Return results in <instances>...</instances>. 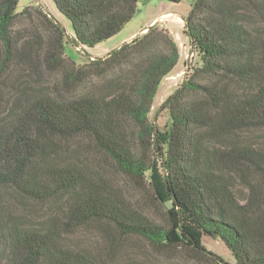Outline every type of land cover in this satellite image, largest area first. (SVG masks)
Listing matches in <instances>:
<instances>
[{
    "label": "trees",
    "instance_id": "trees-1",
    "mask_svg": "<svg viewBox=\"0 0 264 264\" xmlns=\"http://www.w3.org/2000/svg\"><path fill=\"white\" fill-rule=\"evenodd\" d=\"M19 1L0 0V264H114L65 240L82 228L167 253L183 245L169 239L175 218L222 240L236 264H264V143L238 137L264 129V0H194L184 20L199 64L161 105L165 137L151 113L181 57L168 29L154 23L82 64L66 53L114 37L147 0H53L73 33ZM19 63L45 66L51 87L22 82ZM158 157L175 216L148 176ZM14 197L47 214L31 222ZM181 229L194 261L230 264Z\"/></svg>",
    "mask_w": 264,
    "mask_h": 264
},
{
    "label": "rangeland",
    "instance_id": "rangeland-1",
    "mask_svg": "<svg viewBox=\"0 0 264 264\" xmlns=\"http://www.w3.org/2000/svg\"><path fill=\"white\" fill-rule=\"evenodd\" d=\"M193 2L194 0H181L179 3L165 0H147L139 2L138 11L133 19L114 37L94 47L80 48L76 47L73 43H68L66 45V53L73 57L78 64H82L89 61L91 58L103 57L107 55L109 51L130 41V39L139 34L143 28L149 27L151 21L155 17H160L165 13L162 19L157 20L155 23H158L162 28L168 29L171 35L174 36L180 46L181 57L172 73L163 80L155 98L153 111L151 113L152 120L158 125L164 137L169 130L171 120L168 110L161 109V105L184 81L187 72L192 71V69L199 64L198 55L192 52L189 36L185 32L184 19L191 9ZM27 6L38 8L43 12L53 13L64 24L67 30L73 33L70 21L58 11L53 0H20L18 11L23 10ZM241 7L245 9L246 15L250 16L253 22L256 17L252 14L249 7L244 4H241ZM23 25L22 33L26 35L31 25L28 21H25ZM32 67L31 64L27 63H19L17 65L16 70L18 71V76L21 81L32 87L35 86L34 83H36V81L38 83L42 82L44 87L49 89L55 79V75L45 66H41L39 68V74H36ZM238 137L252 143L263 144L264 129L245 131L240 133ZM148 176L155 184L158 193L163 197L169 209L172 210L171 216H175V210L172 207V198L166 186V171L160 157L156 159L155 166ZM245 183V180L240 179L237 184L243 191L247 192ZM138 195L139 198L142 197L141 193H138ZM10 197L13 198L12 196ZM14 200L16 201L18 213L25 216L31 222H37L47 214L46 211L48 208L46 205L20 201L15 199V197ZM144 203L146 204L147 202L144 201ZM146 209L154 214L152 208L147 206ZM181 226L187 230L194 240L202 243L208 250L222 256L230 264H236L233 253L222 240L204 233L189 220L181 224L176 218L174 230L169 239L174 242H180L183 245H178L176 250L168 251L167 253L158 252L146 239L137 236H122L117 233L108 236L105 230L98 228L79 229L75 233L65 236V240L72 245H84L96 252L99 251L107 259H112L114 264H199L190 257V248L186 246L189 245V241L186 236L182 234Z\"/></svg>",
    "mask_w": 264,
    "mask_h": 264
},
{
    "label": "crops",
    "instance_id": "crops-1",
    "mask_svg": "<svg viewBox=\"0 0 264 264\" xmlns=\"http://www.w3.org/2000/svg\"><path fill=\"white\" fill-rule=\"evenodd\" d=\"M163 15H165V13H163L160 17H155V18L151 21L150 26L153 25L157 20L162 19ZM146 28H147V27L143 28L142 31H141L140 33L146 31ZM140 33H139V34H140ZM137 35H138V34H137ZM135 36H136V35H135ZM135 36H134V37H135ZM134 37H132V39H133ZM130 40H131V39H130Z\"/></svg>",
    "mask_w": 264,
    "mask_h": 264
}]
</instances>
